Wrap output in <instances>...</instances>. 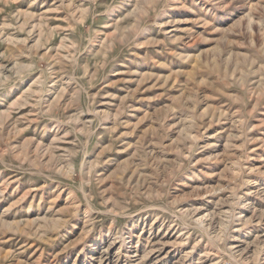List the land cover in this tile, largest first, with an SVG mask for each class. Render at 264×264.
Here are the masks:
<instances>
[{
    "label": "rangeland",
    "instance_id": "obj_1",
    "mask_svg": "<svg viewBox=\"0 0 264 264\" xmlns=\"http://www.w3.org/2000/svg\"><path fill=\"white\" fill-rule=\"evenodd\" d=\"M0 264H264V0H0Z\"/></svg>",
    "mask_w": 264,
    "mask_h": 264
}]
</instances>
